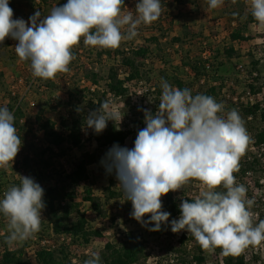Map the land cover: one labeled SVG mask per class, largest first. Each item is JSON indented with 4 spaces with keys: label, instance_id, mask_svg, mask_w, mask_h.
<instances>
[{
    "label": "clouds",
    "instance_id": "1",
    "mask_svg": "<svg viewBox=\"0 0 264 264\" xmlns=\"http://www.w3.org/2000/svg\"><path fill=\"white\" fill-rule=\"evenodd\" d=\"M211 9L224 0H207ZM124 0H67L41 17L36 11L29 22L13 19L9 0H0V44L6 38L18 43L15 52L21 62H30L32 75L53 80L67 73L75 59L72 49L83 44L92 48L116 49L122 41L138 36L141 25H151L162 14L161 0H138L135 15L123 11ZM257 27L264 30V0H248ZM123 30V31H122ZM158 111L144 110L146 127L139 130L132 149L114 145L106 155L107 171L116 173L131 217L149 231H161L170 213L162 211V197L197 181L200 195L180 204V217L171 221V231L191 233L201 248L211 254L217 248L223 256H235L249 246L264 242V220L254 223L247 189L236 182L239 161L249 143L244 120L236 109L221 115L224 105L208 95L193 96L161 82ZM108 100L89 113L86 125L101 133L109 121L123 116ZM14 115L0 107V169L17 157L22 146L14 126ZM222 187L226 191H217ZM44 190L31 177L20 176V184L9 187L0 199V214L8 221L6 243L17 246L34 238L40 230L45 208ZM149 219L145 220L144 217ZM84 264H100L93 252Z\"/></svg>",
    "mask_w": 264,
    "mask_h": 264
},
{
    "label": "trees",
    "instance_id": "2",
    "mask_svg": "<svg viewBox=\"0 0 264 264\" xmlns=\"http://www.w3.org/2000/svg\"><path fill=\"white\" fill-rule=\"evenodd\" d=\"M130 1L133 0H124L123 11ZM134 1L138 2V0ZM188 1L190 0H161L162 14L157 21L153 22L159 35L146 39L145 44L140 48L133 46L137 37L122 41L116 49L85 46L82 38L79 45L72 49L75 59L70 63V70L67 73L57 74L53 80L45 81L36 78L35 83H32V79L28 81V85L32 83L31 89L35 93L38 92L39 101L32 113L26 111L20 95L9 93L4 97L5 100L2 102L9 100V105L6 107L15 117L14 126L21 137L22 146L10 172L0 169V199L9 189V184L17 186L20 184V176L31 177L43 188L45 208L42 211L40 230L34 237L41 242V248L37 252L38 264H78L74 261L76 258L74 256L75 246L86 250L95 239L104 237L100 230H87L83 224L84 215L80 212L82 204L76 201L75 192H80L90 182L88 167L92 163L91 154H84L83 159L67 175L74 190L70 185L56 184L58 178L67 174L59 164L66 160L71 152L82 147L88 139L96 142L100 149H106L113 145L125 148L128 140L135 138V130L127 128L128 125L126 128H119L116 121H109L101 133H96L92 129L89 138H87V115L83 112L84 104H86V109L88 108L89 112H92L98 109L105 100L112 102L111 107L114 102L121 101L125 103L128 114L131 113L138 118L136 125L143 129L146 124L141 116V109L133 105V97L138 96L142 91L140 96L142 102L154 100L155 108H159L162 93L161 84L160 86L152 85L155 72L149 69L147 62L149 55L155 53L160 63L159 81H167L173 87L181 90L187 88L181 75L184 67L193 70L197 83L201 76L209 72L218 71L223 75H230L237 68L234 62L235 59L241 57V52L236 49L235 43L239 40H249V37H246L250 29L249 26L256 23L250 14L251 11L240 16H232L230 12L226 11L222 13L223 18H230L229 37L225 45L216 47L210 43L207 36L189 32L186 29H184L182 37L172 36L175 26L173 5L185 6ZM25 2H29V0H9V6L14 12H17L19 11L17 5L22 8ZM66 3L67 0H42L41 7L47 15L53 8ZM144 26L141 25V27ZM165 39L169 40L166 46L162 42ZM14 41L11 38H6L4 43L0 44V90L4 89L6 82L4 71L12 68L18 58ZM201 45H205L213 53L211 68L206 67L205 62L207 61H204L202 57L195 60L190 55L187 57L183 55L181 67L162 65L166 64L168 49L178 52L179 48L185 46L198 48ZM202 52L201 49V54ZM1 66L4 67V71L1 70ZM124 73L129 76L123 79L122 74ZM38 82L39 84H37ZM154 88L155 90H153ZM220 92H211L200 87L199 91L192 92V94L193 96L196 94L208 95L219 103ZM241 111L242 119L252 129H256L261 122H264V108L262 109L260 104L252 108L244 105ZM50 113L55 118L50 117ZM256 140V145L264 148V130L257 133ZM254 162L259 163L260 160ZM114 182L112 176L111 186L115 184ZM217 191L226 190L220 187ZM82 194L83 202H89L100 219H111L112 223L116 222L117 219L110 216L109 212L112 202L122 198V192L118 193L110 188L109 193L105 194L103 198L95 196L92 189L83 190ZM250 197L253 195L251 194ZM182 201L178 192H169L162 197V211L170 213V216L167 224L161 226V231H149L154 225L146 224L144 225V238L126 232L119 245L114 243L111 238L99 253L100 264H147L151 258L150 239L162 240L168 235L171 221L178 220L181 215L180 204ZM261 205L263 203H258L252 207L253 209L251 208L259 216V221L264 220V213L260 211ZM148 219L149 217L146 216L145 220ZM6 220L0 214V223ZM52 235L66 236L71 241L61 244L54 243L51 240ZM43 242L46 244L43 245ZM187 242L191 243L190 246H187ZM27 249V242H25L22 247L6 250L0 264H32L27 256ZM247 250L245 249L239 255L226 257L221 254V249L217 248L214 253L209 254L201 248L191 233L183 231L174 256L163 257L158 264H197L198 262L205 264L211 255L220 258L223 264H256L257 255L252 254L247 257L245 253Z\"/></svg>",
    "mask_w": 264,
    "mask_h": 264
},
{
    "label": "rangeland",
    "instance_id": "3",
    "mask_svg": "<svg viewBox=\"0 0 264 264\" xmlns=\"http://www.w3.org/2000/svg\"><path fill=\"white\" fill-rule=\"evenodd\" d=\"M39 1V0H37ZM204 2H207V0H193L191 1L192 9L194 11H189L188 13H183L180 12L178 13V10H173L174 13V21L176 20L175 26L173 27V32L179 33L184 27L190 28L193 27V25H190L189 23H192L191 21L188 20L189 14H194L198 12L200 9L199 6L205 5ZM28 3V4H27ZM36 4L31 2H25L24 5L26 6L23 10L25 12H31L34 14V11H38L40 7V2H35ZM248 0H224V4L221 7H218L216 9H211L209 6V13L211 14L212 17H222L219 11L223 12H230L232 16H240L243 13H247L250 10V8L247 6ZM34 5V6H33ZM17 7L21 9L18 5ZM31 7H35V10H31ZM202 10V9H201ZM207 11V8L204 10ZM17 13V12H16ZM15 14V13H14ZM177 17V19H176ZM13 19H15L13 17ZM230 19V18H229ZM215 21V20H214ZM229 21V20H228ZM228 21L225 20V24L219 25L218 28L215 26L217 24H214V32H210V36H207L210 39V43L216 47H220L222 45H225L227 43L228 37H226V32L227 31V25ZM208 23V22H207ZM230 23V22H229ZM153 24V23H152ZM148 25L144 27H140V30L144 35H149V37H152L150 35H154V26L153 25ZM199 29H205V24H202V26ZM218 29V30H217ZM220 30V31H219ZM226 31V32H225ZM156 33V32H155ZM201 35L199 32H195ZM205 36L204 34H202ZM208 35V34H207ZM249 35V42L244 44L243 47L245 50L250 49L252 50L255 46L259 45V41L262 39V31L259 29H249V32L246 34ZM167 43L164 42V45L166 46ZM142 45H144V42L140 40L139 38H136L134 41V48H140ZM168 48V47H167ZM201 49L198 47H192L189 48V50L179 48L178 52L172 51L171 54L166 53V58H169L172 60L169 64L171 65H176L178 62V58L181 59L180 57H185L187 56H199ZM242 55V54H241ZM180 56V57H179ZM17 64L19 68L15 67L14 69L12 68V74L7 76L4 89L0 90V107H6L8 104V101H4V97L9 95V93H14L15 95H20L21 99L23 100L25 104V108L27 109L26 111L32 113L33 110L35 109L36 103L39 101L38 100V92L35 93L33 89H29L28 84H27V79L31 78V72L28 70L26 67L23 68V63L17 60ZM244 63L250 62V59L245 57ZM168 63V62H167ZM237 65V62H234ZM21 67L23 70H20ZM20 71V72H18ZM18 72V74H15ZM237 72V68L235 69L234 73H231V75H235ZM23 74V76H22ZM182 74V73H181ZM156 76L154 77V83L153 86H158L155 81H156ZM233 84L231 86L230 92L227 94V96L222 97L221 101L219 103H222L224 105V111L221 113V115L227 114L228 111L232 109H236L240 116L242 111L237 109L236 105H234L232 101V95H236L237 91L240 89L238 88V81H237V76L235 75L233 77ZM21 79H23V82H21ZM159 81V80H158ZM194 83V81H193ZM258 83V88L262 90L264 88V80L260 79L257 80ZM196 84V82H195ZM193 93L196 91H192ZM241 93V91H240ZM231 95V97H229ZM141 102V101H140ZM138 102V103H140ZM136 104L134 107L141 109V116L144 118L145 121V115H144V110L148 109L152 112L155 110H158L156 107V103L154 100L150 102V108L149 106H145L144 104ZM83 112L85 115H89V110L88 108L86 109V104L83 106ZM116 110H118L121 115L123 116V119L121 121L117 120L118 122H123L124 127L126 128V125L133 130H135V138L129 139L128 142V149H132L134 147V143L137 137V133L139 130L142 128L138 125H136V122L138 120L137 117H135L133 114L127 112L126 105L125 103L121 101H116L114 102L113 106ZM50 117L55 116L50 113ZM145 123V122H144ZM245 123V127L247 129V133L250 137L249 143L247 144L246 151L243 154V157L240 158L241 162H239V171L234 173L236 177V182L238 184H243L246 189H247V198L248 199H253L255 201V204L253 206H256L258 203H263L261 205L260 211L261 213H264V148L259 149V147H256L254 140H256V135L257 133H260L262 131L260 129V126L264 125L262 124L263 122L260 123V125L256 129H252L248 127L247 123ZM146 127V126H145ZM61 129V126H59ZM92 128L88 127V134L87 138H89L90 133H91ZM109 152L107 149H100L98 145L94 144L91 140H87L84 145L75 151L70 153V156L61 162V165L64 170L66 171V175L64 177H60L56 180V184L60 186H69V177L67 176L75 166L83 159L84 154L90 153L92 156V163L88 167V172L90 176V182H88L87 187H83L80 192H75L76 194V201L80 204H84L83 202V190L86 189H92L95 196L103 198L105 194L109 193V189L113 188L114 191H117L118 193H121L122 190L119 187V181L116 179V173L113 170L111 173L107 171V164L108 161L106 159V155ZM260 160L259 163H256L254 161ZM13 168L7 167L4 170L10 172V170ZM62 168V170H63ZM112 176L114 177V185L111 186L110 180L112 179ZM72 190H74V187H71ZM219 189V188H218ZM217 189V190H218ZM181 195V200H188V201H194L201 193V188L198 186L197 181H191L189 184H186L182 187L180 191H177ZM123 193V192H122ZM253 195V197H250V195ZM80 206V212L84 215L83 218V224L86 226L87 230L93 231V230H100L104 234L103 238H97L93 241V243L88 247L86 250H83L82 247H78L74 249V256L77 257V260L82 263L86 259L90 258L91 254L93 252H98L100 253L108 241L112 238V241L116 243L117 245L120 244V240L123 237V234L128 232V233H133L136 236L140 238H144V225H141L138 223L135 219L131 217V212H132V204L130 201H127L124 194L122 198L118 200H114L111 204L110 207V212L109 215L116 218V222L112 223L111 219L103 220L98 217V219L93 218L92 216H87L86 213H83L81 210ZM253 209V208H252ZM250 210L254 213L253 216V221L254 223H258V215L255 211ZM145 219V217H144ZM183 231H180L178 233H173L171 231V224H170V230L168 232V235L163 238L162 240H156V239H150V250H151V258L147 264H158L160 259H163V257H170L171 255L174 256V252L178 249L179 247V238L181 237ZM8 235V221H4L0 223V252L8 249H17L19 247H22L25 242H27V256L28 258L32 261V264H36V260L34 259V254L33 252L35 250H38L41 247V242H39L38 238L37 240L34 238L28 239L24 241L23 243L14 246V247H9L7 245L6 238ZM53 237V238H52ZM51 240L54 243H61L60 238L57 237L56 235H52ZM120 237V238H119ZM190 242H187V246H190ZM194 247V246H192ZM81 249V250H80ZM248 250L245 251L247 257H250L252 254H256L258 257L257 263L256 264H264V242H262L260 245L256 247H248ZM88 250V252H86ZM197 264H200L199 262ZM205 264H223L221 259L215 255H211L209 258L208 262Z\"/></svg>",
    "mask_w": 264,
    "mask_h": 264
},
{
    "label": "built area",
    "instance_id": "4",
    "mask_svg": "<svg viewBox=\"0 0 264 264\" xmlns=\"http://www.w3.org/2000/svg\"><path fill=\"white\" fill-rule=\"evenodd\" d=\"M219 25H221V24H219ZM252 26L253 27H251V30H252V28L253 29H259L257 27L256 23H253ZM140 27L138 29L139 34H138L137 38L142 40L145 44L146 39H148L150 37H149V35H144L142 33V31L140 30ZM259 30H261V29H259ZM261 31H262V39H261V41H259V45L255 46L252 50H250V49L245 50V48L243 47L244 44L249 42L248 39L239 40L235 43L236 49L239 50L242 54L239 59H235V62H237V72L235 75L237 76L236 79L238 81V88L240 90L237 91L236 95L234 94V95H232V97L230 95L229 97L232 98L234 105H236L237 109H239V110H241L244 105L248 108H252V107L256 106L257 104H260L261 108L262 109L264 108V88L262 90H260L258 88V83H257V80H260V79L264 80V30H261ZM150 36H153V35H150ZM226 37H229V32H226ZM246 37H250V36L246 35ZM16 42H15V44L18 43V42L17 43ZM204 44L207 45L206 43H204ZM205 45L200 46L201 49L203 50L201 56H199V57L198 56H195V57L191 56V57H192V59H195V60L202 57L204 59V61H207V62H205V64H206V67L209 69V68H211V66L213 64L212 63L213 62V60H212L213 53L210 49H207L205 47ZM171 52L172 51L170 49L167 50L168 54H171ZM245 57L250 59V62L244 63L243 61H244ZM211 60H212V62H211ZM147 62L149 65V69L154 70L155 76L157 77L155 83L158 86H160L161 82L158 81V80H160V77H159L160 76L159 75L160 63L156 57V54L154 53V54L149 55V60ZM170 62H172V59L170 60L169 58H167L166 64H163V65L165 67L166 66L170 67L171 66V64H169ZM182 69L184 70L185 73L183 74V70H182L181 75H182V79L184 80V82L187 85V89H190L192 92V91H199V88L202 87V88L208 89L211 92L221 91L219 98H218L219 101H221V98L227 96V94L230 92L231 86L233 84V79H234L233 77L235 76V75H231V74L230 75H223L218 71H214L212 73L209 72L208 74L201 76L198 79V83L196 82V84H195L196 77H195V73L193 72V70L189 67H184ZM28 70L31 72V78H29V80L32 79V83H35L34 81L36 80V77H34L32 75V69H31L30 65L28 67ZM128 76H129V74H125V73L122 74L123 79L127 78ZM26 80H27L26 82L28 83L29 80L27 78H26ZM193 81H194V83H193ZM21 82H23V79H21ZM32 83L28 85L30 90H31ZM37 84H39V82ZM152 85H153V83H152ZM254 87H255V89H254ZM153 90H155V88ZM240 91H241V93H240ZM142 93L143 92L140 91L138 96L133 97L134 98L133 99V105L135 106L138 102L141 101L138 104L142 103L145 106H149V108H150L151 105H150L149 100L142 102V97H140L142 95ZM155 113L156 112L154 111L153 115ZM251 120H252V118H251ZM116 122L119 125V128H124L123 122H118V121H116ZM262 124H264V122ZM260 129L264 130V125L260 126ZM256 141L257 140H254L255 145H256ZM128 142H129V140H128ZM128 142H127L126 147L129 146ZM93 143L96 145V142H93ZM113 146L106 148V149L110 150ZM256 147H259V146L256 145ZM259 149H261V148L259 147ZM15 163H16V160H14L13 162H10L8 167L14 166ZM13 185L14 184H9V187H11ZM69 185L72 186V183L70 180H69ZM72 187H74V186H72ZM81 210L83 213H86L87 216L88 215L92 216L95 219H98V217H99L98 214L93 210L92 205L89 202H84V204L81 207ZM57 237L60 238V241H62L61 243L71 241L66 236H57ZM34 239L37 240V238H34ZM61 243H59V244H61ZM45 244H46V242H43V245H45ZM78 247L79 246H75V248H78ZM40 248L33 252L34 259L36 260V264H38L37 252L40 250ZM5 251L6 250L0 252V261L2 259V256L4 255ZM86 252H88V250ZM74 261H75V263H78V264L84 263L83 261H82V263L79 262L77 260V257L75 258Z\"/></svg>",
    "mask_w": 264,
    "mask_h": 264
},
{
    "label": "crops",
    "instance_id": "5",
    "mask_svg": "<svg viewBox=\"0 0 264 264\" xmlns=\"http://www.w3.org/2000/svg\"><path fill=\"white\" fill-rule=\"evenodd\" d=\"M31 1H33V3L34 4H36L35 2H40L41 4H40V7H39V10L38 11H40L41 12V17L43 18L44 16H47V15H49V14H45V10L44 9H42V7H41V5H42V0H39V1H37V0H29V2H31ZM191 1H193V0H190V1H188V4H186L185 6L183 5V6H178V5H176V4H174L173 5V8H174V12H175V10H178V13H180V12H183V13H188L189 11H194V9H192V5H191ZM136 1H130L129 3H128V5H127V7H126V9L124 10L125 12H127L128 10H130V11H132L133 12V15H135L136 13H135V6H136ZM28 4V3H27ZM204 6H203V3H202V5H200L199 6V8L200 9H198L199 11L198 12H196V13H194V14H189V17H188V20L189 21H191L192 23H189L190 25H193V27H191L190 26V28H187V27H184V29H186L187 31H191V32H199V33H201V34H204L205 36H210V32H214V24H217V25H215L217 28H218V26H219V24H221V25H223V24H225V20L226 21H228L229 20V18L227 17H224L223 18V15H222V13L224 12H221V11H219V13L221 14V16L222 17H217L216 15H215V17H212L211 16V14L209 13V8H208V3L207 2H204ZM34 6V5H33ZM26 6L25 5H23V7L21 8V9H19V11H17V13L16 12H14L13 11V17L15 18V19H23L25 22H29V17H31L32 15H34L35 14V12L36 11H34V14H32L31 12H25V10H23L24 8H25ZM34 8V10H35V7H33ZM33 8L31 7V10H33ZM207 8V11H204L205 9ZM202 9V10H201ZM15 13V14H14ZM176 19H177V17H176ZM215 20V21H214ZM208 22V23H207ZM175 23H176V20H175ZM202 24H205V29H199L201 26H202ZM153 26H154V29H155V31H154V35L153 36H158L159 34H158V32H157V30H156V27H155V25L154 24H152ZM228 25H229V21H228ZM228 25H227V31L229 30L228 29ZM28 26H30V22H29V24H28ZM250 28L251 27H253L252 26V24L249 26ZM184 29H182L179 33H175L174 34V32H173V34H172V36H177V37H182V35H183V32H184ZM218 30V29H217ZM173 31V30H172ZM220 31V30H219ZM156 32V33H155ZM229 32V31H228ZM208 34V35H207ZM169 40L168 39H165V40H163L162 42L164 43H167ZM15 42L16 41H14V44H15ZM17 43V42H16ZM16 45V44H15ZM193 46H185L184 48H182L183 50L184 49H186V50H189V48H192ZM200 48V47H199ZM202 54H201V51H200V54H199V56H201ZM198 56V57H199ZM180 57V56H179ZM181 59H177L178 60V62H177V64H176V66H182V57H180ZM19 58H17V60H18ZM15 61L13 64H14V66H12V68L14 69L15 67H17V68H19V66H18V64H17V62L18 61ZM172 60H174V58H172ZM87 62V61H86ZM30 62H24L23 63V68H25L26 69V67L28 68L29 67V64ZM163 65V64H162ZM12 68H9V69H6L5 71H4V67L3 66H1V70H3L4 71V73H5V78L7 79V76L8 75H10V74H12V73H14V72H12ZM23 68L21 67V69L20 70H23ZM18 72H20V71H18ZM18 72H16L15 74H18Z\"/></svg>",
    "mask_w": 264,
    "mask_h": 264
}]
</instances>
